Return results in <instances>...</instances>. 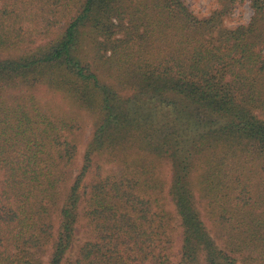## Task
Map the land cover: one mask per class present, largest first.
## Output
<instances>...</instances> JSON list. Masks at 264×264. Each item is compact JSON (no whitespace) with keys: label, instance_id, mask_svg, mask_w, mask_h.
<instances>
[{"label":"trees","instance_id":"1","mask_svg":"<svg viewBox=\"0 0 264 264\" xmlns=\"http://www.w3.org/2000/svg\"><path fill=\"white\" fill-rule=\"evenodd\" d=\"M244 1L0 0V264H264Z\"/></svg>","mask_w":264,"mask_h":264},{"label":"rangeland","instance_id":"2","mask_svg":"<svg viewBox=\"0 0 264 264\" xmlns=\"http://www.w3.org/2000/svg\"><path fill=\"white\" fill-rule=\"evenodd\" d=\"M189 9L200 18L209 17L212 11L218 7L217 0H185ZM251 0H245L242 4L235 6L230 18L226 24L229 28H236L241 24H248L252 17L250 8ZM89 137V132L87 134ZM87 137V140H88ZM86 148V142L83 141L79 149V166L83 164V157Z\"/></svg>","mask_w":264,"mask_h":264}]
</instances>
